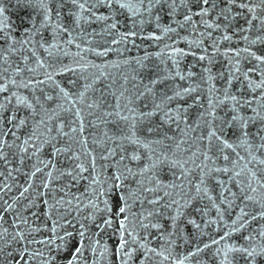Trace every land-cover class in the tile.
<instances>
[{"label": "snow or ice", "instance_id": "6c2138e0", "mask_svg": "<svg viewBox=\"0 0 264 264\" xmlns=\"http://www.w3.org/2000/svg\"><path fill=\"white\" fill-rule=\"evenodd\" d=\"M17 4L33 9L36 18L29 17L30 26L19 38L9 35L7 26L0 24V94L9 93L0 97L6 102H0V125L5 124L6 106L15 102L6 126H0V162L11 164L5 149L15 146L21 165L34 156L37 163L29 182L11 202L4 199V194L11 192L12 186L0 184V224L6 223L4 215L11 213L16 230L9 242L8 229L3 228L0 245L11 247V243L26 241L22 229L28 225L25 213L35 204V199H30L31 180L44 173L46 179L41 185L45 192L38 195H45L54 179L53 171H58L55 158L74 162L55 179L66 175L78 182L87 178L92 194L85 203L83 197L70 196L61 189L64 196L49 208L58 210L66 205L65 215L53 221L52 237L39 242L48 254L37 250L29 256L27 249L21 248L9 252L7 259L13 264H30L39 256L42 264H53L55 245L57 252L69 250L67 264H87L86 251H91L93 258L98 252L101 258L108 253L107 247L101 250L100 237L112 229L113 234L119 233L115 255L120 264H128L137 253L141 264L155 257L164 264L171 256L173 237L181 238L182 225L202 231V225L207 228L218 224L227 213L235 215L229 229L212 238L211 243L197 245L178 264H185L213 245L218 264H233L236 254L246 264H258L264 259V223L255 229L250 227L253 221L264 222V53L253 48L264 45V0H17ZM99 7L112 11L99 14ZM234 7L242 11H234ZM65 9L69 22L61 23ZM122 14L131 22L125 25L127 31H122L117 18ZM164 16L168 17L167 23H162ZM240 16L245 18L244 24L237 26ZM93 18L103 23L104 32L119 36L112 44L126 43L137 36L154 41L168 36L172 42L166 43L161 53L165 56L162 63L170 61L171 66L163 75L157 66L147 82L133 77L131 87L125 78L119 91L114 83L98 87L103 73L70 79L65 87L56 77L75 75L78 69L63 64L52 49L68 56L66 46L74 45L78 49L75 55L81 59L82 53L94 51L78 42L83 39L85 44L91 43L83 26L94 22ZM146 23H154L157 31L143 35ZM189 29L193 36L198 33L199 39L189 41L187 49L176 47L169 34L180 38V31ZM253 29L254 38L250 36ZM237 36V47L221 48L225 42L231 45ZM181 39L188 41L187 36ZM193 45L198 51L193 50ZM41 49L54 59L42 57ZM109 50L98 54L105 55ZM17 52L24 55L11 60ZM188 55L196 59L193 67L199 66V72L181 69L180 62ZM217 56H223L225 64L223 70L214 73L212 65ZM147 59L137 60V64L153 71L143 63ZM168 80L171 85L158 88ZM19 89L31 95L21 94ZM21 108L27 112L24 117L17 116ZM102 124L113 125L112 134L105 132L98 143L103 148L100 159L109 162L101 166L109 169L103 181L85 136L86 128ZM22 128L29 129L23 139L18 135ZM9 136L15 138L11 143ZM46 147L49 158L40 159ZM165 168L173 177L168 182L160 178ZM13 171L20 169L9 167L7 175L12 176ZM130 178L135 189L125 183ZM97 184L99 188L94 187ZM112 196L118 197L115 210L108 199ZM137 207L139 210H134ZM213 211L215 217L208 218ZM72 212L76 216L67 219ZM61 228L62 233L58 232ZM153 232L159 235L153 237ZM235 233H244V244L233 242ZM153 238L158 241L156 247L152 246ZM4 251L0 247V257Z\"/></svg>", "mask_w": 264, "mask_h": 264}, {"label": "water", "instance_id": "95a60500", "mask_svg": "<svg viewBox=\"0 0 264 264\" xmlns=\"http://www.w3.org/2000/svg\"><path fill=\"white\" fill-rule=\"evenodd\" d=\"M223 7V3L220 5ZM71 7V5H68ZM0 8H3V13H0V24L6 25L5 31L17 38L22 37L24 35V29L29 27V17L31 16L33 19L36 18V13L31 8H23L17 4V0H0ZM234 11H242L241 9L234 7ZM111 9H107L104 7H99L97 12L99 14H106L111 12ZM85 15H89V13H85ZM214 16V13H213ZM121 23L122 31H127V27L125 25H130L131 22L126 20L125 15H119L117 17ZM198 19V18H197ZM244 17L240 16L237 18L236 24L237 26L244 24ZM94 22L85 24L83 27L86 30L85 36L91 41L90 44H85L84 40L81 39L78 42L81 43L82 47L91 48L94 51H86L82 53L83 59L76 56L78 49L74 45L66 46V50L70 52V55L65 56L63 53L56 52L55 49L52 51L55 53V56L59 57V60L62 61L63 64H69L73 67H77L78 71L74 75L73 73H66L62 76H57L56 79L58 81L63 82L65 87H68V81L76 80L82 77L93 78L95 76H100L101 73V83L98 84V87H102L103 84H115L116 90L119 91V85L124 83L125 78L128 80V86L131 87L133 83V77H142L147 82V77L155 75V68L158 66L160 74L163 75L165 69L171 66V62L169 61L167 65L162 63L165 59L163 53H161V49L164 48L166 43H171L168 36H165L161 40H151V39H141L140 36L135 38H129L128 42H121L117 44H112L111 41L113 39H119V36H113L103 31V23L96 22L95 18H93ZM67 18V9L64 10V15L61 17V23H68ZM168 17L164 16L162 23H167ZM143 35H147L150 32L157 31L155 28V24L146 23L144 26ZM139 27L137 31L139 32ZM210 31V30H209ZM231 31V30H230ZM192 30L189 29L187 31H180V38H177L175 33L169 34L172 37V40L176 41L175 46L178 48H188V42L199 39V34L197 33L195 36L191 34ZM159 34V33H158ZM215 35V34H214ZM256 32L255 29L250 33L251 37H255ZM188 37V41H184L181 39L182 37ZM134 40V42H133ZM239 40V36L234 38V41L231 45L228 42H225L221 45V48H225L231 46L233 48L237 47L236 41ZM205 43H209L207 39H205ZM240 46H244V42H240ZM254 50L264 53V45H255L253 46ZM105 49H111L106 52L105 55H99L98 53L104 52ZM193 50L198 51L193 45ZM39 54L45 59H54L48 58L47 53L42 49L39 50ZM160 54V55H157ZM24 55V53L17 52L11 56V60L16 61L20 56ZM30 55V52L28 53ZM148 57L146 61H143L146 65L150 66L153 71H148L147 69H142L139 64H137V60H142L144 57ZM31 63V62H30ZM196 64V59L192 55H188L184 57L180 62L181 69L184 70H192L199 72V66L193 67ZM225 64V60L223 56H217L213 67V72H219L223 70ZM7 65H5L6 67ZM34 66V65H33ZM59 66V65H58ZM21 67L23 64L21 63ZM178 84L183 82L177 81ZM219 83V82H218ZM172 84L171 80L165 82V85L158 86L164 87ZM11 88V86H10ZM15 90V89H12ZM50 90V89H49ZM19 92L24 95L30 96L31 93L24 89H19ZM9 95L8 92L0 94V97ZM98 95V93H97ZM0 102H4L0 99ZM15 107V102L13 101L12 105H7L4 112V120L5 124L0 126H6L7 117L10 115L11 110ZM27 115V112L21 108L17 112L18 117H24ZM193 118H195V113L193 112ZM113 125L102 124L99 128H86L85 136L88 138L87 149L93 153L96 157V169L97 172L100 173L99 179L103 181L109 175V169L102 168V165L109 163L108 161H104L100 159V154L103 151L101 146H98L99 141L104 139V134L107 132L109 135L112 134ZM28 128L20 129L18 135H20L21 139L24 138L28 134ZM9 143H11L15 138L9 136ZM95 141V142H94ZM19 143V141H17ZM77 150L81 149L77 146ZM5 151L9 153L8 160L11 161L10 165H4L3 162H0V172H3L4 175L0 176V184L7 183L12 186V191L4 194V199L9 200L11 202V198H14L20 190H22V186H24L27 182H29V175L34 170L33 165L37 163V158L31 157V159H25L23 165L19 163L20 157L18 155V149L13 146L11 149L6 148ZM31 151V149L29 150ZM48 148L46 147L44 152L40 153V159L47 160L49 158ZM56 159V169L58 171H53V181L49 185V188L46 191L45 195H38L39 193L45 192L41 185V181L46 179L44 173H38L35 178L31 180L32 188L30 189V199H35V204L29 209L25 215L28 216V225H23L22 229L24 230L26 241L21 242L19 244L11 243V247L7 244L0 245V247H4V256L0 257V264H13V261L7 259L9 252H18L21 248H26L29 256L37 250H41L48 254V249L40 241L46 240L52 237V228L53 221L59 220L61 216L65 215L66 205L64 208H49V205L55 203L56 200L60 199L64 196V192L61 189H65V191L69 192L70 196H79L84 198V202L87 203V197L90 196L91 189L89 188V179H82L78 182H73L71 177L62 176L59 179H55V177L60 176V171H65L71 168L72 161L66 160L64 157L55 158ZM83 159V157H82ZM9 167L16 169L19 168L20 171H13L12 176H8L7 173L9 171ZM114 170V169H112ZM48 171L45 169V172ZM85 177L89 176L88 172L84 173ZM160 178L165 182L170 181L172 177V173L169 169L165 168L163 173H161ZM146 182V181H145ZM129 188L135 189L136 184L133 179H129L125 182ZM69 184L71 187L69 189ZM94 187L99 188L100 185H94ZM104 188L107 189V185H104ZM67 198V197H65ZM108 197H101V199H106ZM110 204L115 210V207L118 202V197L112 196L108 198ZM47 200L48 204L43 203V201ZM25 204L27 201L24 202ZM134 210L138 211V207ZM35 213V215H33ZM76 216L75 212H72L70 216H67V219H71ZM215 217V212H211L208 218ZM235 215L233 213H227L224 215L223 219L220 220L218 224H212L211 226L204 228L202 225V231H197L192 225H182L183 232L181 233V238L177 239L173 237L175 243L171 246V256L169 260L164 261V264H178V260L183 259L186 254L191 251H195L197 245L203 247L205 243H211L212 238H218L219 235L223 234L224 231H227L231 226V219H234ZM12 214L8 213L4 215V221L6 223L0 224V231L3 228L8 229L7 240L11 242V236L15 234V229L12 227ZM197 220L199 222L200 217L197 216ZM63 223V221H61ZM261 221H253L250 225L251 228L255 229L260 226ZM35 229V231H33ZM71 230V229H69ZM90 231H95L94 228H91ZM247 231V230H246ZM58 232H63V229H58ZM244 233H235L232 236L233 242L238 245H242L245 241L241 238ZM159 233L153 232V237L158 236ZM119 238V233L113 234L112 229H108L106 232L101 234V250L103 247L108 248V253L104 257H100L99 252L96 254V257L93 258L91 251H86L85 256L88 257L87 264H120V259L117 255H115V249L117 247ZM96 238L93 237V240ZM36 241V242H33ZM58 242V241H57ZM87 243V241H85ZM158 241L153 238L152 246L156 247ZM215 245L211 248L204 249V251L200 252L197 256L191 257L189 260L185 261V264H218V259L214 255ZM52 255L56 257V260L53 261V264H67V258L69 255V250L65 249L63 251L57 252L55 251V245H52ZM160 258L155 257L151 261H145L144 264H159ZM30 264H42L41 258L36 256L35 259L30 261ZM128 264H141L140 254H134L133 259L129 260ZM233 264H246V262L240 259L239 254H236V259ZM258 264H264V259H260Z\"/></svg>", "mask_w": 264, "mask_h": 264}]
</instances>
